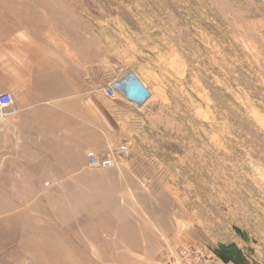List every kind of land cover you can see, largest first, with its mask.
<instances>
[{
    "label": "rangeland",
    "instance_id": "obj_1",
    "mask_svg": "<svg viewBox=\"0 0 264 264\" xmlns=\"http://www.w3.org/2000/svg\"><path fill=\"white\" fill-rule=\"evenodd\" d=\"M22 22L92 69L97 153L127 154L30 186L0 162V264H173L181 247L264 264V0H0V71ZM130 72L150 97L107 99Z\"/></svg>",
    "mask_w": 264,
    "mask_h": 264
},
{
    "label": "crops",
    "instance_id": "obj_2",
    "mask_svg": "<svg viewBox=\"0 0 264 264\" xmlns=\"http://www.w3.org/2000/svg\"><path fill=\"white\" fill-rule=\"evenodd\" d=\"M29 25L11 26L19 34L12 30L0 71V92H9L15 106V114L0 127V153L6 154L0 162L15 186H30L27 180L35 172L83 170L86 153L100 150L99 133L110 121L107 113L100 115L92 69L84 75L79 64L67 61L65 50L30 36Z\"/></svg>",
    "mask_w": 264,
    "mask_h": 264
},
{
    "label": "built area",
    "instance_id": "obj_3",
    "mask_svg": "<svg viewBox=\"0 0 264 264\" xmlns=\"http://www.w3.org/2000/svg\"><path fill=\"white\" fill-rule=\"evenodd\" d=\"M115 82L109 83L104 90V95L109 100H116L120 96L114 90ZM12 95L9 92H0V127L7 123L8 119L15 114V106ZM127 154L125 145L107 147L102 153L89 151L86 153V167L89 169H112L117 166L119 159ZM173 264H210L202 251L196 248H183L178 252Z\"/></svg>",
    "mask_w": 264,
    "mask_h": 264
},
{
    "label": "water",
    "instance_id": "obj_4",
    "mask_svg": "<svg viewBox=\"0 0 264 264\" xmlns=\"http://www.w3.org/2000/svg\"><path fill=\"white\" fill-rule=\"evenodd\" d=\"M113 88L120 98L136 106L142 105L150 97L148 90L132 72L116 82Z\"/></svg>",
    "mask_w": 264,
    "mask_h": 264
},
{
    "label": "bare ground",
    "instance_id": "obj_5",
    "mask_svg": "<svg viewBox=\"0 0 264 264\" xmlns=\"http://www.w3.org/2000/svg\"><path fill=\"white\" fill-rule=\"evenodd\" d=\"M124 77V76H123ZM123 77H121V78H123Z\"/></svg>",
    "mask_w": 264,
    "mask_h": 264
}]
</instances>
